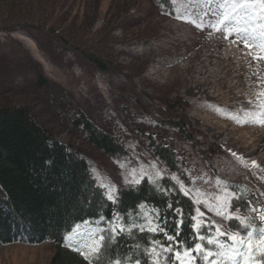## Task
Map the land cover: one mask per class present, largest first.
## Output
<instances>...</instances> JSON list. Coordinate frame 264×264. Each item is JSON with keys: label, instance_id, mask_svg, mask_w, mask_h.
Returning <instances> with one entry per match:
<instances>
[{"label": "rangeland", "instance_id": "374dc122", "mask_svg": "<svg viewBox=\"0 0 264 264\" xmlns=\"http://www.w3.org/2000/svg\"><path fill=\"white\" fill-rule=\"evenodd\" d=\"M170 2L171 9L156 0H0V107H28L56 140L79 148L90 169H95L98 175L100 172L104 183H114L118 188L133 168L138 176L142 165L148 167L146 171L155 180L159 179L150 163L164 167L148 149L147 138L163 141L175 152L191 194L194 176L189 173L188 160L228 158L230 154L225 149L244 146L248 137L236 130V126L215 119L208 122L219 135L213 139L203 137L199 130L202 126H195L189 118L193 106L182 93L180 80L172 75L169 80L147 82L145 75L152 67L150 59L141 52L128 55L117 51L127 40L155 38L163 32L164 24L178 22L180 1ZM223 3L225 0L212 1L210 15H220L223 9L219 5ZM193 36L201 34L198 31ZM199 48L200 44H195L190 52ZM56 51L63 56L60 62L54 54ZM96 60L104 64L105 70L99 68ZM52 66L57 75L48 72L46 76L44 68ZM69 69L74 72L72 82L66 74ZM39 76L46 80L45 84L38 83ZM83 77L95 82L97 88L88 89ZM111 80H115V87ZM261 92L259 105L264 109V89ZM62 98L69 99L89 120L121 142L126 156L109 157L86 144L70 129L59 107ZM167 121L180 123L181 130L169 128ZM172 135L182 142V149L174 148ZM223 138L229 141L223 144ZM256 172L260 177L250 182L214 172L222 184L223 204L232 196L229 183L243 184L260 200L252 187L264 188V174ZM167 174L171 173L167 171ZM195 207H199L206 220L213 222L212 214L204 211L202 204ZM227 223L225 220L229 232ZM94 234L95 230L85 225L76 228L54 261L56 250L48 244L0 246V264H89L73 249L91 244ZM223 252L220 259L230 261L231 251Z\"/></svg>", "mask_w": 264, "mask_h": 264}, {"label": "trees", "instance_id": "16d2710c", "mask_svg": "<svg viewBox=\"0 0 264 264\" xmlns=\"http://www.w3.org/2000/svg\"><path fill=\"white\" fill-rule=\"evenodd\" d=\"M156 1L166 9H171L170 0ZM96 62L101 70H105L104 64L98 60ZM38 83L45 84L46 80L39 76ZM59 107L68 119L70 129L86 144L109 157L126 156L123 144L89 120L69 99L62 98ZM165 124L171 129L181 130L180 123L167 121ZM183 138L190 141L184 135ZM147 139L148 149L153 156L169 173H176L187 183L188 180L175 152L163 141H157L151 136ZM46 161L51 163L46 164ZM90 172L89 164L82 156L81 150L56 140L36 120L28 107L1 106L0 246L48 244L56 250L54 261L59 249L69 242L76 228L85 225L94 229L96 236L99 229L105 225L95 221L100 215L110 217L114 207L124 216V223L130 225L133 220H137L138 214L142 217L151 211L149 206L137 209L136 206L142 201L147 200L149 205L154 202L163 209L168 199L173 201L174 206H177L175 204L177 199L180 201L185 213V223L179 239L187 244L192 243L188 239L191 234L189 214H194L195 205L188 196L177 191L175 196L158 197L155 187L145 179L137 191H125L121 203L113 206L103 198L94 181L90 180ZM156 184L164 188L176 187L168 178L158 179ZM229 186L232 193L240 197L239 200L232 202L233 206H239L240 214L249 216V222L258 231L260 222L256 219L257 214L249 211L248 202L251 201L252 206L258 210L264 208V204L245 186L241 184ZM129 209L131 216L127 215ZM167 214L171 215L170 212ZM227 225L232 231L239 227L235 221L228 222ZM168 228L170 232H174V225L169 224ZM202 231L207 234V230ZM150 235L145 233L141 236L133 230L131 238L127 235L121 236L118 248L114 245L112 250H101L99 255L93 258L92 263L112 264L117 251L122 258L129 255V249L124 247L125 244L133 250L135 245L139 244L143 249L147 247ZM222 241L226 242V239L222 238Z\"/></svg>", "mask_w": 264, "mask_h": 264}, {"label": "bare ground", "instance_id": "6f19581e", "mask_svg": "<svg viewBox=\"0 0 264 264\" xmlns=\"http://www.w3.org/2000/svg\"><path fill=\"white\" fill-rule=\"evenodd\" d=\"M180 9L176 14L178 22H167L163 25V32L155 38L142 40L133 38L125 41L120 48L122 54L134 55L142 53L152 62V67L145 75L147 82H156L163 78L169 80L175 75L180 80L184 94L188 96L193 106L189 118L199 129L203 137L213 139L219 135L215 127L209 124V119L218 122L225 120L230 126L248 137L244 146H230L228 158H215L209 161L188 160L189 173L194 176L192 184V200L202 204V209L212 214V220L222 231L228 232L225 219L217 215L223 210L220 191L222 184L215 176H234L246 182L256 180L264 174V109L259 105L264 89V63L254 60L258 52H249L241 42L233 44V37L223 38V33L217 32L212 25L220 15H210L213 9L212 1L217 0H178ZM199 25V27H198ZM199 37L193 33L198 32ZM200 44L196 52H190L195 44ZM137 45V50L132 48ZM244 47V48H243ZM58 61H62L61 52L55 53ZM45 75H57L52 66L44 68ZM67 78L74 80V72L69 69ZM90 90L97 88L95 82L82 78ZM112 86L115 87V80ZM100 93V91L98 90ZM98 93V94H99ZM174 148H183L182 142L172 135ZM229 140L223 138L225 144ZM236 153L235 156L232 153ZM255 161L258 167L253 166ZM94 166V165H93ZM95 167V166H94ZM144 170L148 167L142 165ZM99 176L103 177L99 172ZM104 179V177H103ZM264 201V188L252 187Z\"/></svg>", "mask_w": 264, "mask_h": 264}, {"label": "snow or ice", "instance_id": "6c2138e0", "mask_svg": "<svg viewBox=\"0 0 264 264\" xmlns=\"http://www.w3.org/2000/svg\"><path fill=\"white\" fill-rule=\"evenodd\" d=\"M219 7L223 11L212 27L217 32L223 33L225 40L233 37L231 41L233 44L243 43L250 53L254 48L258 49L253 59L264 60V0H231V2L225 0V3ZM258 122L264 124V120ZM232 155L235 156L236 153L233 152ZM45 163L51 162L46 161ZM252 164L258 167L255 161ZM123 166L122 164L121 167ZM150 167L155 177L160 180L168 178L174 182L176 187L164 188L157 185L153 175H149L143 167L138 176L135 175V168H133L124 177L120 188L111 182L104 183L103 177L99 176L95 169L91 170L89 178L94 181L95 187L101 190L103 198L113 206L121 203L125 191H137L138 186L145 179L155 187L158 197L175 196L177 191L184 196H190L184 181L176 173L168 175L166 169L158 168L156 163H150ZM239 199L240 197L233 193L230 198H226L222 205L223 210L216 213L229 222L235 221L239 227L234 231H222L215 222H208L204 218V213L196 207L194 214H189L191 234L188 239L192 243L187 244L179 239L185 223V213L183 207L180 206V201L177 199L175 201L177 206H174L173 201L168 199L165 201V207L161 209L154 202L149 205V202L144 200L136 207L142 209L149 206L150 212L142 217L138 214L137 220L127 225L124 223V216L114 207L110 217L100 215L95 221L105 227L99 229L98 234L92 238L91 244L76 247L73 250L79 252L86 261H89V264H92L93 258L98 256L101 250H112L114 245L118 248L121 236L127 235L131 238V233L135 230L141 236L145 233L151 234L147 239V247L141 249L137 244L133 250L125 244L124 247L129 249V255L122 258L117 251L112 264H197L198 261L199 264H264V208L258 210L252 206L251 201L248 202L249 211L256 213V219L260 222L257 231L249 222L250 217L242 216L241 208L233 206L232 202ZM192 202L194 205L198 203L195 200ZM169 212L171 215L167 214ZM127 215L131 216V209L128 210ZM169 224L174 225V232L169 231ZM202 230H207V234ZM224 237L227 238L226 242L222 241ZM69 247L72 245L69 244ZM225 248L231 251L232 258L230 261L222 262L216 257H223Z\"/></svg>", "mask_w": 264, "mask_h": 264}]
</instances>
